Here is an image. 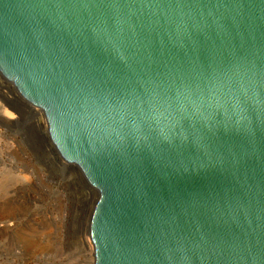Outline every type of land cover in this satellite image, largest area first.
Returning a JSON list of instances; mask_svg holds the SVG:
<instances>
[{
	"label": "water",
	"instance_id": "obj_1",
	"mask_svg": "<svg viewBox=\"0 0 264 264\" xmlns=\"http://www.w3.org/2000/svg\"><path fill=\"white\" fill-rule=\"evenodd\" d=\"M0 75L98 192L94 264H264V0H0Z\"/></svg>",
	"mask_w": 264,
	"mask_h": 264
},
{
	"label": "rangeland",
	"instance_id": "obj_2",
	"mask_svg": "<svg viewBox=\"0 0 264 264\" xmlns=\"http://www.w3.org/2000/svg\"><path fill=\"white\" fill-rule=\"evenodd\" d=\"M0 105L18 119L10 125L0 114V208L16 209L7 225L0 222V264H94V247L85 252L80 241L90 238L98 192L78 166L60 165L67 161L39 124L42 114L18 117L1 99ZM25 175L31 183L24 188L19 176ZM40 183L59 191L58 199Z\"/></svg>",
	"mask_w": 264,
	"mask_h": 264
},
{
	"label": "bare ground",
	"instance_id": "obj_3",
	"mask_svg": "<svg viewBox=\"0 0 264 264\" xmlns=\"http://www.w3.org/2000/svg\"><path fill=\"white\" fill-rule=\"evenodd\" d=\"M3 84V85H1ZM0 88L3 89L4 91H7V93L5 92H1L2 94L0 95V99L2 101V103H4V105H6L8 108V110H12L15 113L17 112L18 117H21V115L23 113L26 114H34L35 116H38L42 114V117L44 118L43 123H39L42 127H45L48 129V125L46 122V119L44 117V114L42 112V110L40 108H38L37 106L33 105L32 103H30L29 101H27L25 98H23L15 89V87L7 82L4 78H2V76L0 75ZM39 109V110H37ZM0 114H1V119L5 120L7 123H9L10 125L14 124L15 122L18 121V119H14V114L10 111H7L6 109L3 111V107L0 105ZM38 124V123H37ZM39 126V125H38ZM40 127V126H39ZM41 128V127H40ZM66 160V159H65ZM67 161V160H66ZM60 165H62L63 167H70V166H77L74 163L71 164V162H59ZM72 166V167H73ZM21 182L23 183V187L25 188L27 185H30L31 183V179L29 178V176L25 175L20 177ZM39 186L41 188H45L47 191V195L49 196V198H52L54 200L58 199V196L60 195L59 191L54 190L52 187H46L43 186L41 183L39 184ZM7 204H4V208H0V222L7 225V221H5V217L7 216H11L12 212H14L15 208L12 207H8L6 206ZM16 210V209H15ZM12 217V216H11ZM13 219V217H12ZM13 221V220H12ZM81 245L84 248L85 252H91L92 253V249H93V245H92V241L91 238H83L80 241ZM83 251V253H84ZM85 257V255H84ZM81 263V262H80ZM62 264V263H60ZM71 264V263H68Z\"/></svg>",
	"mask_w": 264,
	"mask_h": 264
}]
</instances>
